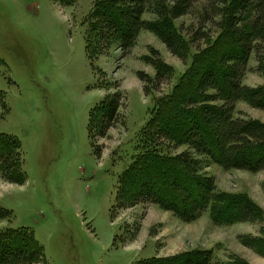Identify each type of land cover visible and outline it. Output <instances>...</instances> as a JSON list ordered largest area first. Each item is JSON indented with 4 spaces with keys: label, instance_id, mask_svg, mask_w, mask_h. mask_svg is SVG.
<instances>
[{
    "label": "rangeland",
    "instance_id": "1",
    "mask_svg": "<svg viewBox=\"0 0 264 264\" xmlns=\"http://www.w3.org/2000/svg\"><path fill=\"white\" fill-rule=\"evenodd\" d=\"M98 1L0 0V134L19 140L24 176L14 184L0 172V208L8 211L0 231H32L43 248L34 264H138L194 250H210L212 264L233 257L264 264L263 256L238 240L263 237V221L215 224L205 210L182 222L156 205H115L118 178L142 150L141 132L154 103L169 96L191 67L195 72L202 52L219 55L229 40L218 27L220 18L202 22L205 1L193 0L173 21L182 58L142 31L125 57L113 48L91 62L85 38ZM157 58L169 70L159 83L146 85L137 73L153 78ZM256 58L253 53L242 79L248 87L264 85ZM114 96L120 101L116 121L104 137L96 136L89 116ZM234 117L264 123V112L244 102L236 103ZM185 149L163 142L159 151L175 156ZM204 163L218 192L244 195L264 213V171Z\"/></svg>",
    "mask_w": 264,
    "mask_h": 264
},
{
    "label": "trees",
    "instance_id": "2",
    "mask_svg": "<svg viewBox=\"0 0 264 264\" xmlns=\"http://www.w3.org/2000/svg\"><path fill=\"white\" fill-rule=\"evenodd\" d=\"M70 5L73 0H56ZM202 22H214L229 42L219 55L202 52L197 69L182 76L172 93L154 103L150 120L141 132V152L119 176L115 205L133 207L148 203L171 212L182 222L197 219L209 210L215 224L264 222V213L249 198L217 191L213 177L204 173V162L224 170L250 173L264 171V123L234 117L237 102L264 112V85L242 84L248 61L256 54V71L264 76V0H204ZM193 0H99L85 38V51L92 62L117 49L125 57L142 31L154 34L174 56L182 58L173 21L184 16ZM145 14L156 19L145 20ZM203 38V37H202ZM155 76L138 72V79L157 84L168 72L159 58L151 62ZM145 94L147 93L144 88ZM0 91V108L5 109ZM118 96L102 102L90 114V130L104 137L115 123ZM94 121L97 126H92ZM98 130V131H97ZM95 135V134H94ZM163 142L186 149L164 156ZM20 142L0 134V172L8 182L22 184ZM264 191V183H263ZM8 211L0 208V220ZM241 245L264 257V236L238 237ZM43 248L27 228L0 231V264H34ZM210 250L153 259L138 264H212ZM225 264H248L233 257Z\"/></svg>",
    "mask_w": 264,
    "mask_h": 264
}]
</instances>
